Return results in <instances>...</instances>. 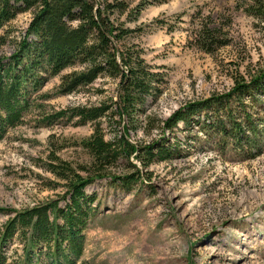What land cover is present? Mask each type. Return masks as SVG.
Wrapping results in <instances>:
<instances>
[{
  "label": "rangeland",
  "instance_id": "1",
  "mask_svg": "<svg viewBox=\"0 0 264 264\" xmlns=\"http://www.w3.org/2000/svg\"><path fill=\"white\" fill-rule=\"evenodd\" d=\"M124 1L131 10L142 4L137 15L125 13L119 20L143 28L128 41L142 50L157 80L120 122L117 115L99 121L106 139L126 132L135 147L162 144L172 153L144 165L136 157L139 151L125 152L107 169L108 176L84 187L96 199L76 264H264V92L242 97L258 135L246 130L242 118L237 119L242 130L236 137L204 126L202 120L213 116L211 108L188 122L165 125L177 110L198 103L213 106L236 80L247 81L264 70V20L244 10L250 0ZM31 12H20L0 30L2 63L18 50ZM201 24L221 27V37L229 42L213 52L199 49L193 33ZM77 68L53 76L29 75L30 107L0 139V208L11 212L59 198L64 207L69 194L61 199L67 187L49 172L52 157L86 174L78 167L90 161L82 141L97 121L81 124L69 113H55L102 101L112 104L119 96V80L101 75L86 87L59 94L61 75ZM39 76L44 79L33 83ZM232 105L239 113L235 101ZM223 121L229 129V119ZM12 215L0 211V225ZM39 250L38 261L34 257L28 264H48L43 245L34 252ZM0 252L2 264H24L19 235Z\"/></svg>",
  "mask_w": 264,
  "mask_h": 264
},
{
  "label": "trees",
  "instance_id": "2",
  "mask_svg": "<svg viewBox=\"0 0 264 264\" xmlns=\"http://www.w3.org/2000/svg\"><path fill=\"white\" fill-rule=\"evenodd\" d=\"M141 5L131 10L124 0H0V30L20 12L32 10L25 37L12 54V60L6 63L0 60V139L9 128L20 124L23 113L28 111L30 103L26 98V83L33 73L53 76L66 68L78 67L61 75L59 94L86 87L101 75L119 80V96L112 104L102 101L98 105H77L55 113V116L69 113L70 118L77 117L81 124L97 121L90 136L82 141L90 161L78 167L86 174L80 175L68 162L57 157H52L47 164L49 172L63 180L67 187L60 196L65 200L64 197L69 194L65 206H59V198L11 212L0 208L4 214L13 213L0 225V247L19 235L23 242L24 264L34 257L38 261L42 250L35 253L34 249L39 245L45 249L48 264L78 262L83 254V230L96 199L94 195L85 194L83 189L95 179L106 176L107 169L121 154L126 152L125 156H129L139 151L142 158L139 155L136 157L144 165L155 158L164 160L171 156L172 150L164 148L162 144L135 147L128 141L126 132L113 134L106 139L99 121L100 118L113 119L117 115L120 122L122 116L136 110L141 96L148 93L157 80L158 73L145 63L142 50L128 41L141 34L143 28H129L119 20L125 13L137 15ZM244 10L256 19L264 20V0H250ZM220 31L221 27L209 28L201 24L193 33V39L199 49L213 52L229 42L227 36L221 37ZM28 37L33 39L27 40ZM40 79L43 80V76L33 83H39ZM254 91L264 92L262 69L247 81L236 80L230 92L218 97V102L213 106L203 103L189 105L174 112L165 125L169 128L179 121L188 122L204 108V111L211 108L213 116L210 120H202L204 126L219 128L225 135L236 137L242 130V122L237 119L242 118L249 125L246 130L258 135L259 130L250 120V112L242 100L246 93ZM233 101L239 113L235 114ZM224 118L231 122L229 129ZM110 176L115 178L114 175ZM129 178L136 179L134 175ZM3 261L4 255L0 252V264Z\"/></svg>",
  "mask_w": 264,
  "mask_h": 264
}]
</instances>
